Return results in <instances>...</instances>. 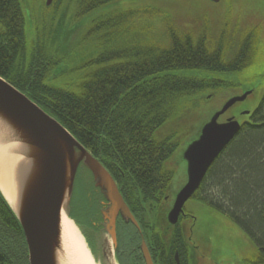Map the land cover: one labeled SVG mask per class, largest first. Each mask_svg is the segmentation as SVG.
I'll return each instance as SVG.
<instances>
[{"label":"trees","instance_id":"obj_1","mask_svg":"<svg viewBox=\"0 0 264 264\" xmlns=\"http://www.w3.org/2000/svg\"><path fill=\"white\" fill-rule=\"evenodd\" d=\"M70 2L75 14L67 21L66 14L60 19L51 41L46 40L38 28L44 23L43 18L31 15L38 34L33 38L30 51L24 49L21 54L22 70L14 64L15 58L5 59L3 54L10 51L0 48V74L62 122L106 165L117 163L124 171L128 168L124 164L131 165L130 170L140 181L146 197L155 190L163 193L173 174L165 167V162L175 145L169 140L157 141L154 133L187 97L237 85L235 77L257 62L258 48L253 51L255 42L247 36L239 49L227 57L212 30L208 29V35H204L206 25L186 33L178 31L171 26L173 13L166 8L169 15L163 19L162 29L167 26L161 33L163 38L156 39L157 29H154L147 31L146 41L136 47H116L126 42L122 41V35L129 30L127 26L119 29V24L139 18L132 19L139 9L130 16L129 7L132 3L133 6L139 4L140 8L139 0ZM170 2L186 12L193 10L190 2ZM162 10L160 7L158 12ZM25 17L22 0H0V20L14 21L12 34H21ZM64 18L68 26L70 21L81 19L79 36L75 32L78 24L63 28ZM149 24L150 18L143 16L142 28ZM114 29L118 33L112 38L108 31ZM97 33L99 37H91ZM221 33L228 41L227 23L221 27ZM111 42L114 43L112 48ZM76 49L80 50L79 55L73 53ZM19 51L17 47L15 53ZM64 61V69L50 77L51 68L56 64L60 67ZM250 119L212 163L195 197L208 202L242 227L257 247L247 262L264 264V89ZM142 172L153 179L142 180ZM177 237V248L183 257L186 243L181 230ZM0 264H29L24 231L1 192Z\"/></svg>","mask_w":264,"mask_h":264},{"label":"water","instance_id":"obj_2","mask_svg":"<svg viewBox=\"0 0 264 264\" xmlns=\"http://www.w3.org/2000/svg\"><path fill=\"white\" fill-rule=\"evenodd\" d=\"M52 1L46 0V4L50 5ZM250 93L249 90L229 99L185 149L183 156L187 162L188 180L176 194L169 211L168 219L172 224L178 222L186 202L199 188L212 163L242 127L233 118L218 122L220 115ZM0 147H6L12 156L13 203L1 186L0 192L24 230L30 264H74L64 216L70 218L76 174L81 162L92 171L97 185L110 201L109 209L103 214L113 236L119 212L127 219L133 218L113 177L101 162L59 120L2 76ZM146 259L148 264H153L148 253Z\"/></svg>","mask_w":264,"mask_h":264},{"label":"rangeland","instance_id":"obj_3","mask_svg":"<svg viewBox=\"0 0 264 264\" xmlns=\"http://www.w3.org/2000/svg\"><path fill=\"white\" fill-rule=\"evenodd\" d=\"M184 1L185 3L190 2L193 11L186 12V10L179 8L180 11L171 4L170 0H140V8H137L139 4L133 6L131 3L130 16L134 15L133 12L136 9H139L137 16L132 19L139 17L142 22V17L148 16L150 24L142 28L143 25L139 18L135 21L127 20L123 22L122 25L129 28L127 34L122 35V41L126 42L115 46L141 44L147 31L149 33L154 29H157L158 33L156 39L163 38L164 36L161 35L163 29L167 30V26L162 29L163 19L169 15V12L165 10L166 8L173 13L171 26L178 31H185L186 33L189 32L188 30H199L206 25L204 35H208V29L212 30L217 38L218 45L223 47L227 57H230L236 49H239V46L249 36L247 31L253 26L256 41L254 46L258 47V60L252 68L235 77L234 82L238 84L230 89L223 90L221 93L218 92L219 90H205L187 97V100L182 101L183 104L178 106L176 118L167 120L168 122L160 127L157 134L159 137L172 134V140L177 143L175 151L166 162L169 168L174 167V175L169 180L170 185L167 191L171 199L186 182V162L183 153L187 145L197 137L203 124L222 106L226 99L243 94L249 88L255 91L245 101L241 102L239 108L241 111L255 109L261 101L264 89V0H220L218 4L209 3L208 1L200 3H195L193 0ZM45 3L46 0H22V6L27 16L36 14L43 18L41 21L44 20V23L38 28L41 35L46 40L51 41L56 35L60 19L66 14L67 21V18H71L75 14V8L70 0H54V5L51 4L49 7ZM158 7H162L164 10L158 12ZM152 8L154 11H152ZM93 14L96 15V12L94 11ZM103 14L105 15V12ZM65 18L64 23L62 22L63 26L70 28L73 24L79 25L75 31L79 36L82 27L80 26L81 19H73L74 21H70L71 24L68 26ZM32 20L35 21L33 18ZM226 23L230 29L228 41L221 33V27ZM159 25L161 30L158 29ZM108 33L113 38V34L118 33V31L114 29L112 32L108 31ZM34 34H38L37 27H35ZM28 35H30L29 30ZM91 37L95 39L99 35L97 33ZM111 37H109L110 41L112 40ZM110 47H114L113 42L110 43ZM81 51L84 52V49H81ZM73 53L79 55L80 50H73ZM60 65L59 67L56 64L51 68L50 77L59 69H64L65 61L63 64L61 62ZM83 187L85 188L84 183L79 182L78 184L77 182L73 202L85 206L88 202ZM184 210L194 217V220H190L197 231L191 243L196 247L198 257L202 258V264H249L247 259L251 258L256 252V244L250 235L242 227L235 224L229 216L222 214L208 202L198 200L196 197H192L186 202ZM82 242L92 263L99 264L90 253L83 238ZM73 253L75 255L74 249Z\"/></svg>","mask_w":264,"mask_h":264},{"label":"flooded vegetation","instance_id":"obj_4","mask_svg":"<svg viewBox=\"0 0 264 264\" xmlns=\"http://www.w3.org/2000/svg\"><path fill=\"white\" fill-rule=\"evenodd\" d=\"M13 20H0V48L9 50V54H3L5 59L15 58L16 64L22 70V52L24 49L30 51L33 40L23 33L12 34L15 28ZM12 32V33H11ZM31 42V43H30ZM19 47V53H15ZM27 63L30 55L27 53ZM235 109L230 116L235 117ZM157 145H161L157 143ZM130 167L129 164H124ZM107 169L111 171L115 177V181L122 192L133 215V219L125 218L121 213L116 216L114 236L112 230L106 223L104 211L109 209L110 203L101 187L97 185L91 170L81 163L76 181L84 183V194L87 204L79 205L72 201L71 215L81 226V229L89 242L90 247L97 259L102 264H148L146 259V251L152 258L153 264H178V260L168 256L172 251L177 252L178 231L186 230L189 244L186 242L185 251L188 257L180 260V264H202V260L196 257L195 249L192 248L191 240L195 237L197 231L192 221L186 219L189 226L178 228L168 223L169 203L168 197L163 200L160 196H154L146 202V196L137 193L135 186L131 187V183H140L139 180L132 179L127 176L128 173L120 170L117 163L107 164ZM117 170V171H115ZM119 176L124 177L120 179ZM136 221V223H135ZM184 225V224H183Z\"/></svg>","mask_w":264,"mask_h":264},{"label":"bare ground","instance_id":"obj_5","mask_svg":"<svg viewBox=\"0 0 264 264\" xmlns=\"http://www.w3.org/2000/svg\"><path fill=\"white\" fill-rule=\"evenodd\" d=\"M119 26H120L119 29H122L124 27V25L122 24H119ZM247 121H251V119L249 118L247 119ZM10 158H12V156L9 154L7 148L0 147V186L4 191V194L6 195L8 200L11 201V203H13ZM140 177L142 180L144 181L146 180L148 182H150L153 179L152 176H150V174L145 172H142ZM119 192L122 195V192L120 190ZM64 228L74 264H93L89 254L87 253V250L85 249V246L82 242L81 236L76 226L74 225L72 220L68 218L66 215L64 216ZM73 249L76 256L73 253Z\"/></svg>","mask_w":264,"mask_h":264}]
</instances>
